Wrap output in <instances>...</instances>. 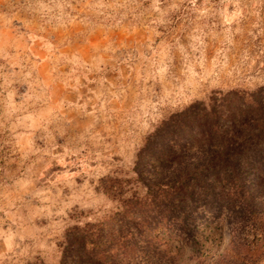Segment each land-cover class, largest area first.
I'll use <instances>...</instances> for the list:
<instances>
[{
  "label": "rangeland",
  "instance_id": "374dc122",
  "mask_svg": "<svg viewBox=\"0 0 264 264\" xmlns=\"http://www.w3.org/2000/svg\"><path fill=\"white\" fill-rule=\"evenodd\" d=\"M194 103L212 136L159 134ZM119 225L130 264H264V0H0V264Z\"/></svg>",
  "mask_w": 264,
  "mask_h": 264
},
{
  "label": "trees",
  "instance_id": "16d2710c",
  "mask_svg": "<svg viewBox=\"0 0 264 264\" xmlns=\"http://www.w3.org/2000/svg\"><path fill=\"white\" fill-rule=\"evenodd\" d=\"M195 107V108H194ZM187 109L191 112L193 119L187 120L188 115L182 112L175 113L173 115H170L168 118L163 119V128L159 130V134L163 135V133L168 134L171 137V142L172 143H177V140H179V136L177 134H181V130H179V127H189L191 123L196 122L197 126L200 128L199 131H201L202 134H206L207 131L209 130L210 136H212L213 132V126H215V117L214 113L215 111L213 108L210 107L207 112L202 111V109H197V106L194 104H191L187 107ZM204 110V109H203ZM198 111H201L200 116L207 117L209 114L212 115V121L204 123H198V115L196 116V113ZM190 112L188 113L190 115ZM191 116V115H190ZM157 134L152 133L149 137H147L146 144L142 147L141 153L143 151H148L149 146L151 145L152 141L150 138L156 137ZM206 137H204L205 139ZM208 140V138L206 139ZM140 153V155H141ZM158 153V152H157ZM156 153V154H157ZM156 154L152 155V159L155 160L157 158H163L162 157H155ZM166 157V156H165ZM155 158V159H154ZM140 163V160H137L135 162V166L137 167L138 164ZM137 174H139L137 172ZM167 177V183L166 186H164V189L161 191V195L154 199H150V201L147 203L149 206H154L157 205L154 201H170L169 198L171 196L174 197V195L177 193V184L176 182L178 181L177 174L174 171H170L168 173ZM108 186L113 188L116 187L115 189L121 188L120 185H116L119 181L118 178L116 177H109L108 178ZM138 197H135L136 201H131L124 203L122 210H120L121 213H116L114 216H112L113 220L122 223L124 222L125 218L123 217L124 213L129 212V210L132 208V206H136L138 202ZM121 214V215H120ZM182 222H184V219H182ZM120 233L117 234L115 238H111L108 243L102 242V231L99 229H83V228H77V231L73 233L72 239L69 241V245L66 247V254L67 257L70 260V263L72 264H130V253H131V248L130 250L127 248V246L130 243H134V240L137 239V237L142 236L141 230L138 229L137 227H133L134 231H126L124 233V227H121L119 225ZM116 239V241H115ZM148 240L147 244H149ZM76 242V244H75ZM111 242H113L114 245H111ZM75 244V247L73 246ZM147 247L149 245H146ZM74 251L75 257H72L71 252ZM152 257L158 258L160 256L159 251L152 250L151 253ZM60 264H65V262H61Z\"/></svg>",
  "mask_w": 264,
  "mask_h": 264
}]
</instances>
